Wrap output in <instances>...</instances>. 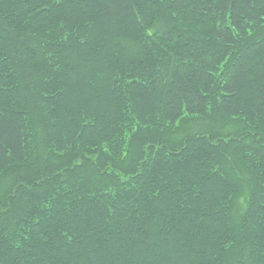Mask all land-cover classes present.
Wrapping results in <instances>:
<instances>
[{"label":"trees","instance_id":"obj_1","mask_svg":"<svg viewBox=\"0 0 264 264\" xmlns=\"http://www.w3.org/2000/svg\"><path fill=\"white\" fill-rule=\"evenodd\" d=\"M0 264H264V0H0Z\"/></svg>","mask_w":264,"mask_h":264}]
</instances>
